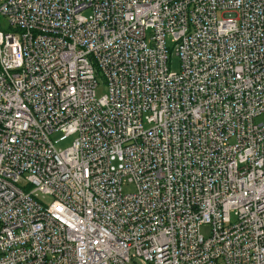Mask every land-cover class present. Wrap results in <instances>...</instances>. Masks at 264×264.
<instances>
[{
    "label": "built area",
    "instance_id": "2783aa9c",
    "mask_svg": "<svg viewBox=\"0 0 264 264\" xmlns=\"http://www.w3.org/2000/svg\"><path fill=\"white\" fill-rule=\"evenodd\" d=\"M261 116L264 0H0V264H264Z\"/></svg>",
    "mask_w": 264,
    "mask_h": 264
},
{
    "label": "rangeland",
    "instance_id": "374dc122",
    "mask_svg": "<svg viewBox=\"0 0 264 264\" xmlns=\"http://www.w3.org/2000/svg\"><path fill=\"white\" fill-rule=\"evenodd\" d=\"M169 43V40H168ZM179 63H180V59L177 56V54H175L174 52L172 53L171 57H170V69L171 70H178L179 69ZM108 92L107 90V84L102 80V79H98V85L95 88V94L97 98L102 97L103 95H105ZM264 119V116L259 117V120ZM72 140V137L66 139L63 142H60L58 144L59 148H65L66 146H68L70 144ZM124 191H133L134 190V186L132 184H126L123 187ZM48 200V198H47ZM200 231L202 233V235L207 236L210 232V227L209 225H202L200 228Z\"/></svg>",
    "mask_w": 264,
    "mask_h": 264
}]
</instances>
